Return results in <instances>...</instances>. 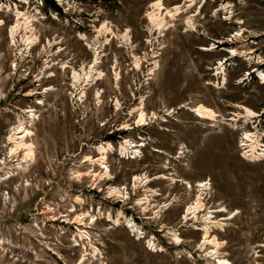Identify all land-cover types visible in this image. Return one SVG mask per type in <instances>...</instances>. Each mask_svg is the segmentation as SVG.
<instances>
[{
    "label": "rangeland",
    "instance_id": "rangeland-1",
    "mask_svg": "<svg viewBox=\"0 0 264 264\" xmlns=\"http://www.w3.org/2000/svg\"><path fill=\"white\" fill-rule=\"evenodd\" d=\"M155 1L0 0V264H264V0Z\"/></svg>",
    "mask_w": 264,
    "mask_h": 264
},
{
    "label": "bare ground",
    "instance_id": "bare-ground-1",
    "mask_svg": "<svg viewBox=\"0 0 264 264\" xmlns=\"http://www.w3.org/2000/svg\"><path fill=\"white\" fill-rule=\"evenodd\" d=\"M162 3H160V0H156L152 7L153 9L148 13L149 19L151 22H153L155 25H157L158 27L160 26V24L162 23V17L160 16L159 10L161 8H163L161 6ZM164 9V8H163ZM156 10V12L154 11ZM176 11L177 7L174 6L171 10L170 9H165V13H168L169 15H171V11ZM179 10V9H178ZM174 16V15H173ZM176 16V15H175ZM164 21V19H163ZM163 24V23H162ZM26 25V24H25ZM16 26L18 27V25H14L10 28V35L11 38L13 39V35L14 32L16 31ZM103 29V28H102ZM25 41H27L28 43H30L32 41V39L30 37H26ZM260 76L259 78L263 79V75L261 73H259ZM77 77V73L73 72V78ZM79 77V76H78ZM262 81V80H261ZM264 81V80H263ZM191 112L199 119H208V120H215V116H217V114L215 115L214 111L212 110V108H208L202 104H198L197 106L193 107L191 109ZM246 113L252 114V112L248 109H246ZM142 119V113L139 114V119L138 121H140ZM22 129L21 125H18L16 127V130ZM28 130H19V133L15 134L14 136H11L10 138L13 139L14 141V147L13 150H17L20 147H23L25 149V156L29 157L32 155V149H31V144H27L24 140V138L26 137V135L28 134ZM21 134V135H19ZM259 136L255 135L254 133H250V134H245L244 138L242 139L241 145L246 149V154L248 157L252 158V159H257L259 158V156H261V154L263 153L264 149L261 148V144L259 143ZM127 142L125 143V145L121 146L122 149H125L127 146ZM242 147V148H243ZM110 148V145L108 144L107 147L104 146H99L98 147V151L101 152L102 156L99 158L98 161H100L101 164H104V158L105 156L103 154H105V151ZM264 154V153H263ZM262 154V155H263ZM197 187H199V191L200 193L198 194V196L196 197V199L189 204L186 207V211L185 213L187 215H190L192 217H195L198 212L200 213V211L202 210V191H204L207 187H206V183L205 182H199L197 184ZM112 193H119L118 190H113ZM203 211V210H202ZM224 209H219L217 212H223ZM185 214V215H186ZM211 218L210 215H208L206 217V220H209ZM210 232V227L209 226H205L204 227V236H203V244H209L208 246H212L215 248V250L213 251V253L216 252V248L219 244V242L216 241L214 236H210L209 235ZM80 236V235H79ZM91 250V249H90ZM95 255V254H94ZM220 264H227L226 260H220L219 261Z\"/></svg>",
    "mask_w": 264,
    "mask_h": 264
}]
</instances>
